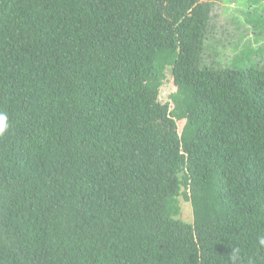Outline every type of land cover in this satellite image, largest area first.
<instances>
[{
	"label": "trees",
	"instance_id": "1",
	"mask_svg": "<svg viewBox=\"0 0 264 264\" xmlns=\"http://www.w3.org/2000/svg\"><path fill=\"white\" fill-rule=\"evenodd\" d=\"M217 1L0 0V264H264V65L204 62Z\"/></svg>",
	"mask_w": 264,
	"mask_h": 264
},
{
	"label": "rangeland",
	"instance_id": "2",
	"mask_svg": "<svg viewBox=\"0 0 264 264\" xmlns=\"http://www.w3.org/2000/svg\"><path fill=\"white\" fill-rule=\"evenodd\" d=\"M209 39L203 56L215 67L247 68L264 65V0H221L213 6ZM160 87L159 98L168 100L174 90L171 76ZM182 122H178L180 127ZM179 217L192 222L190 201L179 197Z\"/></svg>",
	"mask_w": 264,
	"mask_h": 264
},
{
	"label": "clouds",
	"instance_id": "3",
	"mask_svg": "<svg viewBox=\"0 0 264 264\" xmlns=\"http://www.w3.org/2000/svg\"><path fill=\"white\" fill-rule=\"evenodd\" d=\"M8 118L7 115L4 113H0V136H2L8 130ZM258 245L264 247V234L257 236ZM239 257V250L232 249V254L230 255V260L232 264H235L236 260Z\"/></svg>",
	"mask_w": 264,
	"mask_h": 264
}]
</instances>
